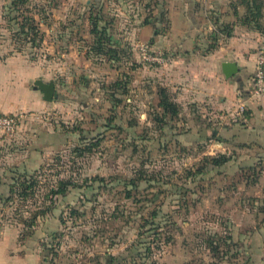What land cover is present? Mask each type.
<instances>
[{
  "label": "rangeland",
  "instance_id": "374dc122",
  "mask_svg": "<svg viewBox=\"0 0 264 264\" xmlns=\"http://www.w3.org/2000/svg\"><path fill=\"white\" fill-rule=\"evenodd\" d=\"M10 2L0 0V112L19 121L14 135L0 130L1 236L38 248L45 264H264V107L187 99L163 64L143 60L141 45L158 51L168 0H28L44 32L35 46L13 39L8 15L23 11ZM239 2L224 10L243 16ZM92 10L105 16L118 61L91 52ZM38 78L56 82L54 101L34 89ZM160 87L179 106L165 121ZM219 154L230 162L189 174ZM22 172L37 180L34 194L5 202ZM155 207L157 239L143 227Z\"/></svg>",
  "mask_w": 264,
  "mask_h": 264
},
{
  "label": "crops",
  "instance_id": "0c3cea01",
  "mask_svg": "<svg viewBox=\"0 0 264 264\" xmlns=\"http://www.w3.org/2000/svg\"><path fill=\"white\" fill-rule=\"evenodd\" d=\"M225 2L168 0L169 24L164 31H158V48L165 51L166 62L159 64L167 68L168 80L187 99H219L228 110H235L244 100L249 109L256 110L260 105L264 107V98L249 100V95L255 54L259 46H264V33L241 24L240 14L229 15L224 10ZM225 25H230L233 35L215 42ZM225 61H235L240 66L233 77L225 76ZM24 245L16 241L10 245L0 234V264H45L38 248L28 250Z\"/></svg>",
  "mask_w": 264,
  "mask_h": 264
},
{
  "label": "trees",
  "instance_id": "16d2710c",
  "mask_svg": "<svg viewBox=\"0 0 264 264\" xmlns=\"http://www.w3.org/2000/svg\"><path fill=\"white\" fill-rule=\"evenodd\" d=\"M28 3V0H11L10 2V11L18 10L23 11L22 14L12 16V14L8 15V20H15L18 24L17 28L11 27L12 33H13V39L23 40L25 43L29 45V43L32 46L39 45L41 41H43L44 38V32L41 34V30L39 28L38 22L36 21L35 17L31 14V8L24 6ZM241 4L246 6V12L242 16H240V22L241 24L245 25L248 28L260 31L264 33V0H240ZM231 7L234 9L235 13L238 14L237 5L231 4ZM91 10V9H90ZM89 21H90V30L89 32L93 36V44L91 45V52L94 51L95 54L99 55H106L109 57L110 60L118 61L120 58V51L118 50L116 43L114 42L113 36L110 33L109 25L107 24V21L104 19V15L96 14L94 10L90 11L89 13ZM230 25H225L224 28H220V33L226 34V36L231 35ZM39 38V39H38ZM39 41V42H38ZM88 58L91 57L90 52ZM116 88L120 86V83L117 82ZM127 89L125 88L123 93H127ZM114 100H116V104L118 105L119 102H121L122 98H117L113 96ZM159 105L163 109V113L158 115L159 121H165V117L167 115H178L179 114V106L178 104L173 100L172 95L170 94V91L166 87H160L159 88ZM116 118L115 116H110L108 118L107 126H110L113 122V119ZM96 143H94L95 145ZM80 148H78L79 150ZM231 157L227 154H219L217 156H204L202 159L201 165L197 168L196 172H190L189 174L194 178L198 174H202L206 171L207 167L213 166L214 168L223 166L224 164H227L230 162ZM33 174L22 172L20 175L17 176V178H14L15 182L10 184V195L5 198V202H9L10 200H13L14 196L17 194V191H19L18 196L28 197L29 194H34L33 187L36 186L37 180L35 177L32 176ZM142 178L141 180H143ZM146 179V178H145ZM103 181V179H100ZM140 180V178L138 179ZM137 178L133 179L128 182L127 187H135L137 188L139 186ZM73 184L76 185L73 182L64 181L61 180V184ZM132 188V189H133ZM59 190H55V193H59ZM66 192V191H65ZM133 195V192L131 189H127L126 197L131 198ZM158 207H155L154 210L150 212L151 220L147 221V224L143 227H147L150 225V228H147L145 231L151 233V235H156V239L159 236H161L159 229L161 227L160 224L156 223V218L158 217ZM44 212V211H42ZM47 213V212H45ZM76 213V212H75ZM144 231V230H142ZM147 232H142L139 234L140 239L143 238V235ZM216 244V243H215ZM214 244V241L210 243L212 246L213 251H218V246ZM137 245V244H136ZM135 244L132 245V248H136ZM148 251L152 252V244H148L147 246Z\"/></svg>",
  "mask_w": 264,
  "mask_h": 264
},
{
  "label": "built area",
  "instance_id": "2783aa9c",
  "mask_svg": "<svg viewBox=\"0 0 264 264\" xmlns=\"http://www.w3.org/2000/svg\"><path fill=\"white\" fill-rule=\"evenodd\" d=\"M141 54L143 60L148 62H166V53L163 49L160 48H158V51H156L154 54L148 46L141 45ZM255 59V71L250 90L249 100L264 98V46H259L257 48ZM237 108L239 113H244L248 109L247 101H240ZM18 121L19 118L17 117L8 114H2L0 112V130L4 133L14 135L16 133Z\"/></svg>",
  "mask_w": 264,
  "mask_h": 264
},
{
  "label": "water",
  "instance_id": "95a60500",
  "mask_svg": "<svg viewBox=\"0 0 264 264\" xmlns=\"http://www.w3.org/2000/svg\"><path fill=\"white\" fill-rule=\"evenodd\" d=\"M222 68L227 78L233 77L240 70V66L235 61L223 62ZM34 89L40 90L43 93L45 101H54L56 97V82L54 80L47 82L42 78H38L34 81Z\"/></svg>",
  "mask_w": 264,
  "mask_h": 264
}]
</instances>
